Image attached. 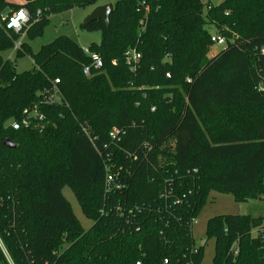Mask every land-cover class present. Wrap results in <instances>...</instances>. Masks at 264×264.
I'll return each mask as SVG.
<instances>
[{
    "label": "trees",
    "instance_id": "obj_1",
    "mask_svg": "<svg viewBox=\"0 0 264 264\" xmlns=\"http://www.w3.org/2000/svg\"><path fill=\"white\" fill-rule=\"evenodd\" d=\"M97 2L0 0V264H202L191 224L209 191L264 196V0H113L108 24L80 25L100 32L88 75L67 35L15 47ZM18 8L28 20L6 29ZM209 26L225 40L210 56ZM10 48L31 68L16 71ZM263 222L209 218L213 264H264Z\"/></svg>",
    "mask_w": 264,
    "mask_h": 264
},
{
    "label": "rangeland",
    "instance_id": "obj_2",
    "mask_svg": "<svg viewBox=\"0 0 264 264\" xmlns=\"http://www.w3.org/2000/svg\"><path fill=\"white\" fill-rule=\"evenodd\" d=\"M113 0H98L95 5H88L85 7H75L60 13L52 14L44 25L41 34L33 37L22 36L18 42H25L28 44L32 53L38 51L42 44L48 43L54 37L59 35H67L73 38L81 47L88 46L91 42H98L100 38L99 31H87L80 27L87 15L96 7L104 5ZM213 4H217L222 0H210ZM27 27V26H26ZM208 30L211 34H216L218 31L209 26ZM223 48V45L213 44L209 48L208 55ZM5 59L15 63V69L18 72L28 70L32 66L31 57L29 54H24L15 57L14 49L10 48L1 52ZM264 181V173L262 174ZM64 197L68 200L73 210V213L80 225L83 228L89 227L91 220L85 217L80 209V206L69 187L62 189ZM222 214H241L252 216H264V196L256 199H248L246 201H235L232 195L224 194L216 191H209L206 202L198 212L197 216L192 220L191 231L196 246L202 247V264H213L214 254V239L207 236L206 224L207 220L215 215ZM264 226V222H263Z\"/></svg>",
    "mask_w": 264,
    "mask_h": 264
},
{
    "label": "built area",
    "instance_id": "obj_3",
    "mask_svg": "<svg viewBox=\"0 0 264 264\" xmlns=\"http://www.w3.org/2000/svg\"><path fill=\"white\" fill-rule=\"evenodd\" d=\"M13 20L16 21L15 24L12 23ZM27 20H28V12H27V10L25 8H18L16 10H14L10 15H8L5 18V24L4 25H5L6 29L17 31L24 25V23ZM210 39H211V41L214 44L223 45L225 43L224 37L221 36L220 34H217V33L216 34H211ZM17 46H18V44L15 45V47H17ZM82 51L90 59V65H87V66L83 67V73L85 75H88L89 72H90V67L97 68V67L101 66V60H100L99 55L96 52L90 51L87 46L86 47H82ZM127 55H128V58H127L128 62L135 61L139 57V55L136 54V53L127 52ZM55 81H57V80H55ZM57 97H58V92H57L56 88H54L53 89V93H50V94H48L46 96V100L48 102H51V101L55 100ZM12 126L14 128L18 127V125L15 122L12 123ZM110 180H111V177L107 176L106 177V183H108Z\"/></svg>",
    "mask_w": 264,
    "mask_h": 264
},
{
    "label": "water",
    "instance_id": "obj_4",
    "mask_svg": "<svg viewBox=\"0 0 264 264\" xmlns=\"http://www.w3.org/2000/svg\"><path fill=\"white\" fill-rule=\"evenodd\" d=\"M112 9H113V4L110 2L104 5L96 6L84 19L82 25H86L97 19H102L105 22V24H108V16L109 13L112 11ZM4 144L9 148L14 147V144L11 143L9 139H6L4 141Z\"/></svg>",
    "mask_w": 264,
    "mask_h": 264
},
{
    "label": "snow or ice",
    "instance_id": "obj_5",
    "mask_svg": "<svg viewBox=\"0 0 264 264\" xmlns=\"http://www.w3.org/2000/svg\"><path fill=\"white\" fill-rule=\"evenodd\" d=\"M22 15V14H21ZM13 24H15L16 23V21L15 20H13V22H12Z\"/></svg>",
    "mask_w": 264,
    "mask_h": 264
}]
</instances>
